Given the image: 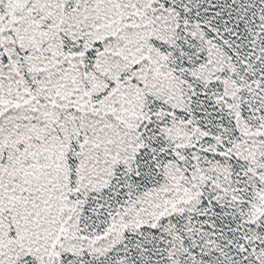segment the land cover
Returning a JSON list of instances; mask_svg holds the SVG:
<instances>
[{
  "label": "snow or ice",
  "instance_id": "snow-or-ice-1",
  "mask_svg": "<svg viewBox=\"0 0 264 264\" xmlns=\"http://www.w3.org/2000/svg\"><path fill=\"white\" fill-rule=\"evenodd\" d=\"M0 264H264V0H0Z\"/></svg>",
  "mask_w": 264,
  "mask_h": 264
}]
</instances>
